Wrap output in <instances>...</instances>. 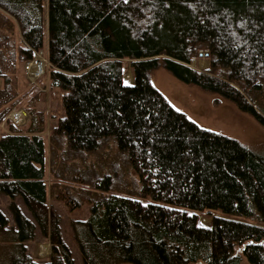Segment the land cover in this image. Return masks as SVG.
Masks as SVG:
<instances>
[{"label":"trees","instance_id":"trees-1","mask_svg":"<svg viewBox=\"0 0 264 264\" xmlns=\"http://www.w3.org/2000/svg\"><path fill=\"white\" fill-rule=\"evenodd\" d=\"M40 49L64 109L47 137L41 80L22 84ZM160 66L264 126V0H0V193L14 221L0 211V264H74L49 199L91 205L71 221L83 264H264V154L174 108L149 80ZM19 108L23 126L6 119ZM36 230L43 263L24 245Z\"/></svg>","mask_w":264,"mask_h":264},{"label":"rangeland","instance_id":"rangeland-1","mask_svg":"<svg viewBox=\"0 0 264 264\" xmlns=\"http://www.w3.org/2000/svg\"><path fill=\"white\" fill-rule=\"evenodd\" d=\"M23 66L22 73L25 75ZM191 66L198 69L204 68L207 66V60L204 56H201L199 59L193 60ZM47 68L44 71L45 74L40 78L41 83L38 85L43 90V95L39 100L38 106L48 115L47 129L44 133L45 137L48 136V131L54 125L55 121L64 115L60 90L48 87ZM124 71L125 81L126 75H131L128 69V62L124 64ZM149 80L153 87L159 90L174 108L184 113L199 126L230 137L255 153L264 154V126L250 114L238 110L231 101L218 94L204 92L194 85H188L178 81L162 66L149 72ZM125 82L128 81L126 80ZM22 84L28 86L30 84H36V81L31 83L25 75V81L22 80ZM3 133H6L4 122L0 123V134ZM9 202L10 199L8 196L0 193V211L8 219V227H14V221L8 208ZM15 202L21 207L23 213L32 220L31 215L21 199L16 197ZM144 202H147V200ZM48 204L51 211L60 216L59 227L61 237L72 254L74 264H83L77 243L72 235L71 221L85 220L90 213L91 205L85 203L81 207L70 211L63 203L55 200L49 199ZM214 214L221 215L219 211H214ZM199 221L201 224L207 225L209 217L200 215ZM24 245L27 254L39 263L45 262L51 252L48 240L38 230L35 231V237L32 240L24 241ZM41 246L48 247L46 255L40 253ZM234 251L237 254H241L237 246L234 248ZM241 264H249L242 254Z\"/></svg>","mask_w":264,"mask_h":264},{"label":"built area","instance_id":"built-area-1","mask_svg":"<svg viewBox=\"0 0 264 264\" xmlns=\"http://www.w3.org/2000/svg\"><path fill=\"white\" fill-rule=\"evenodd\" d=\"M49 65L45 50L40 49L33 53L31 59L24 62L23 69L28 80H30L31 83H34L45 74L44 71ZM28 118L27 112L21 108L12 109L6 116V119L16 126L24 125Z\"/></svg>","mask_w":264,"mask_h":264},{"label":"bare ground","instance_id":"bare-ground-1","mask_svg":"<svg viewBox=\"0 0 264 264\" xmlns=\"http://www.w3.org/2000/svg\"><path fill=\"white\" fill-rule=\"evenodd\" d=\"M131 78H132L131 75L130 74H127L125 81L127 80L129 82V81L132 80ZM47 252H48V247L47 246H41L40 247V253L41 254L46 255Z\"/></svg>","mask_w":264,"mask_h":264},{"label":"water","instance_id":"water-1","mask_svg":"<svg viewBox=\"0 0 264 264\" xmlns=\"http://www.w3.org/2000/svg\"><path fill=\"white\" fill-rule=\"evenodd\" d=\"M201 56L207 57V53L206 52H204V53L200 52L199 57H201Z\"/></svg>","mask_w":264,"mask_h":264},{"label":"crops","instance_id":"crops-1","mask_svg":"<svg viewBox=\"0 0 264 264\" xmlns=\"http://www.w3.org/2000/svg\"><path fill=\"white\" fill-rule=\"evenodd\" d=\"M20 207V206H19ZM21 208V207H20Z\"/></svg>","mask_w":264,"mask_h":264}]
</instances>
